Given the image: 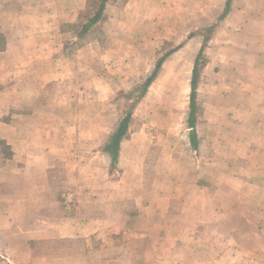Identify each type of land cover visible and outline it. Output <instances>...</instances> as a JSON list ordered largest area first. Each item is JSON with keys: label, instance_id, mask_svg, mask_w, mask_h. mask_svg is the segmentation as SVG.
Instances as JSON below:
<instances>
[{"label": "crops", "instance_id": "1", "mask_svg": "<svg viewBox=\"0 0 264 264\" xmlns=\"http://www.w3.org/2000/svg\"><path fill=\"white\" fill-rule=\"evenodd\" d=\"M197 13V0H0V238L32 236L54 243L70 236L60 226L64 219L78 222L73 236L86 238L100 230L86 220L106 221L119 229L122 226L113 223L128 222L130 214L123 205L132 202L141 221L164 226L171 220L181 225L188 221V229L173 234L182 238H212V227L217 226L220 237L236 240L231 250L238 254L235 264H264V112L258 99L248 108L245 96L257 88V76L264 78L259 68L264 65V0H224L218 18L207 21L204 16L208 25L200 29ZM179 16L196 28L168 51L158 54L159 38L140 37L164 33ZM215 41L226 68L211 72L218 78L203 93L204 119L214 121L220 113L221 203L220 211L213 212V201L206 199L202 220L195 210L203 205L196 197L201 187L190 185L166 200L155 193L161 185L147 182L144 171L156 132L175 129L179 120L190 130L192 151H200L197 115L190 125L191 95L198 110L205 68L198 71V64L202 53L205 62L212 59L206 51ZM65 47L77 51L68 55ZM249 51L260 65L246 73L243 64ZM70 84L75 94L68 98ZM184 87L188 105L187 97L181 98ZM124 121L129 122L114 158L106 147ZM210 125L216 132V125ZM207 140L214 142L216 135L204 137ZM210 147L212 157L215 148ZM172 154L166 159L169 151L163 145L157 166H172L178 158ZM200 163L196 161L192 170L200 169ZM205 166L201 172L211 175L212 165ZM170 168L165 175L186 174L185 169ZM204 189L206 197L212 188ZM230 192L235 205L250 212L229 214ZM155 195L159 198L150 201ZM75 196L77 213L71 218L64 205L73 203ZM90 207L93 211L84 215ZM40 218L45 221L42 228L56 225L55 231L38 229ZM230 221L239 224L232 229L227 227ZM201 222L203 229L196 224ZM146 230L148 237L153 226Z\"/></svg>", "mask_w": 264, "mask_h": 264}, {"label": "rangeland", "instance_id": "2", "mask_svg": "<svg viewBox=\"0 0 264 264\" xmlns=\"http://www.w3.org/2000/svg\"><path fill=\"white\" fill-rule=\"evenodd\" d=\"M223 1L224 0H197V29L208 25L205 21L210 20L212 16L216 18L220 15L223 8ZM204 16L206 17V20H204ZM165 17L172 18L171 15L167 14ZM193 25V22L188 24V19L186 17L179 16L175 22L171 24V28L164 33L151 32L145 35H140V37L155 36L159 38V54L161 51H168V49L174 47V41H184L186 35L189 32H193L196 28L195 27L193 29ZM88 42H92V40H89ZM76 48L77 47H65V51L68 50V55H71L74 50L77 51ZM147 48L150 50L151 54H154L155 49H153L151 45ZM78 54H81L80 51H78ZM206 54L211 56L212 59L209 58V60L205 62V54L202 53V60L198 64V71L204 67L205 68L204 70H201L203 74L201 73L202 76H200V84L198 87L200 94L197 95L199 107L195 112V115L198 116V121H200L198 125V135L201 139L200 151H198L197 154L192 151L189 141L190 130H188L184 121L179 120L175 129L170 131L160 129L156 132V134H158V138L150 148L148 153L149 157L145 163L146 173L144 171L145 180L147 182L156 181V183L161 185V187L155 189V193L156 195L159 194V197L166 200H171L174 197H172L173 193L176 194L181 191H185V189L190 185H198V187H201L202 189L199 188V190H197L196 197H201L203 205L200 209L198 206L195 210L197 214H199L198 217L202 220L204 219L206 212L204 208L206 199H211L213 201V212L220 211L221 197L219 196L217 189L218 186H220V152L222 147L224 148V144H221L219 132L221 128L220 113H215L214 121H206L204 119L205 99L203 90L205 86L212 85L211 82L218 78L217 74L215 78V75H212L211 72L219 73L222 68H226L224 62H222L224 59L221 57L222 51L220 50L219 42H212L209 46V50L206 51ZM253 57L254 55L250 54L249 51L243 64V68L246 73L248 71H254V69L258 68L260 65L253 60ZM75 65L77 64L74 63V66ZM259 68L264 69V65ZM207 70L208 74L205 75ZM74 81L77 80L74 79ZM255 82L257 84V88L245 95L246 106L248 108L252 107L253 100L258 99L259 103H257V105L260 107L261 111L264 112V78H259V76H257L255 78ZM249 83L250 82L247 81L246 86ZM72 88L73 86L70 84V88H68V91L65 93L68 95V98H71L73 94H75L71 90ZM188 103L189 97H187L185 105H188ZM11 116L12 113L8 114L5 116V120H9ZM211 123L216 125V132L212 131L210 125ZM82 131H84V129ZM87 133L88 135H92L89 130ZM211 133L216 135V140L212 143L208 140L204 142V137L205 139L206 137L209 139ZM211 144L215 148L212 157L210 156ZM163 145H166L169 151V156H167L166 159H168V157L170 158L172 153L178 157L174 158L176 159V162L173 161L174 164L172 163V166L168 164L157 166L158 155L160 150H162ZM228 149L233 151L236 148L229 147ZM196 161H201L199 164L201 168L194 171L192 169H194V163ZM205 162L207 164H205ZM205 165H208L207 167L212 165V168L209 167V171L212 172L209 176L205 175L204 172H201L202 167ZM170 167L185 169L186 174H184L186 176H182L179 173L165 175L164 172H166L167 169H171ZM158 168H160L159 171L161 174H156ZM115 176H117V174H115ZM204 187H207L209 190L212 188L211 191L207 192L209 195L206 197V190ZM138 190V188L134 187L133 193L137 194ZM150 190L151 189H149V192ZM156 195L154 198H151L150 201L158 199L159 197H156ZM232 196H234V193L230 192L229 199H227L229 202V214L233 213L237 215L239 213L243 214L247 211L250 212V209L238 208L235 205V200H233ZM188 198L190 199L195 197L188 196ZM84 199L87 200V198ZM72 200L73 203L71 202V204L64 205L66 215L71 218H73L77 213L76 204H74L76 196L75 198L73 197ZM134 204L131 202L123 205V207L129 211L130 215H128V222L121 223V225H119V223H113L119 227L122 226L119 229L109 227L106 221L90 222L86 220V224H94L95 227L93 228H100L95 235H91L86 238L80 237L79 239L76 236H73L78 233L76 232L78 222H74L72 219H64V221H62V225L60 224V226L64 229V233L67 231L66 234L70 236L53 239L52 241H54V243H51L48 238L36 240L35 238H32V236L0 238V264H235L239 260L238 254L231 251L236 243L235 238L220 237V234L217 232V226L213 225L212 227V229H214V235L212 238L199 236L194 239L182 238L173 234L177 229H188V221L182 223L181 225V223H175L174 220H171L168 221L165 226V223L158 221L154 223L144 222L143 220L141 221L140 218L138 219V217H136L138 210ZM101 208L102 207H99L98 211ZM92 211V207L86 208L84 210V215ZM39 216L44 218L41 215ZM41 218L38 220L36 226L39 227L38 229H45L42 228L45 221H41ZM58 223L55 222L54 224ZM196 224L198 228H204V222ZM238 224L239 223L236 221H230L228 222L227 227L235 229ZM148 225L153 226V232L150 231L149 233L152 234L146 237V234L148 233L146 230ZM55 226L56 225L49 227L48 230L46 228V233L48 234L50 231H55ZM21 228H23V226ZM25 231H20V233L23 234ZM81 233L82 232H80V234ZM48 241H50L51 244L46 243ZM89 251L91 253H89ZM242 257L243 255H241L240 260H242Z\"/></svg>", "mask_w": 264, "mask_h": 264}, {"label": "trees", "instance_id": "3", "mask_svg": "<svg viewBox=\"0 0 264 264\" xmlns=\"http://www.w3.org/2000/svg\"><path fill=\"white\" fill-rule=\"evenodd\" d=\"M97 20H98V18L95 19V20L90 21V24L89 25L94 24ZM153 78L154 77H152V78H150L148 80V82L146 83V85L143 87V92L146 90V88L148 87V85L152 82ZM191 99H192V101H191L192 115H191V118H190V125H191V127H193L194 124H195V121H196V116H195V110H196V108H195V103H194V93H192ZM128 122L129 121H124L122 123L121 128L116 131V133L114 134V136L111 138L110 143L106 147V150L108 152L112 153L113 156H114V158L118 154L117 152H118V148H119V142H120L122 136L124 135V132L126 131V128H127L126 126H127ZM191 137H192V143H195V141H196L195 140V138H196L195 134L192 133V136Z\"/></svg>", "mask_w": 264, "mask_h": 264}, {"label": "bare ground", "instance_id": "4", "mask_svg": "<svg viewBox=\"0 0 264 264\" xmlns=\"http://www.w3.org/2000/svg\"><path fill=\"white\" fill-rule=\"evenodd\" d=\"M178 72H179V71H178ZM178 72H177V73H178ZM180 72H181V71H180ZM185 72H186V71H185ZM171 73H172V72H171ZM179 74H180V73H179ZM166 75H167V74H166ZM166 75H165V76H166ZM177 75H178V74H177ZM180 75H181V74H180ZM169 76H170V75H169ZM163 77H164V76H162V78H163ZM168 78H170V77H168ZM167 80H168V79H167ZM182 80H183V79H182ZM182 80H181V81H182ZM171 81H172V80H171ZM184 81H185V80H184ZM184 81H183V82H184ZM187 81H188V80H187ZM177 82H178V80H177ZM177 82H176V83H177ZM161 83H162V82H161ZM163 83H164V81H163ZM169 84H170V83H169ZM185 84H186V83H185ZM163 85H165V84H162V86H163ZM176 85H177V84H176ZM178 85H179V84H178ZM157 86H158V85H157ZM181 86H182V84H181ZM184 86H185V85H184ZM164 87H165V86H164ZM160 88H161V86H160ZM175 89H176V88H175ZM182 89H183V88H182ZM159 90H160V89H159ZM173 90H174V89H173ZM174 92H175V91H174ZM179 92H180V91H179ZM175 93H176V92H175ZM180 93H181V98H182V99H184L185 97H187V87H184V89H183ZM172 94H173V93H172ZM175 99H176V98H175ZM185 100H186V99H185ZM182 103H183V102H182ZM177 105H178V104H177ZM177 107H178V106H177ZM180 107H181V106H180ZM180 107H179V108H180ZM182 107H183V106H182ZM184 109H185V108H184Z\"/></svg>", "mask_w": 264, "mask_h": 264}]
</instances>
